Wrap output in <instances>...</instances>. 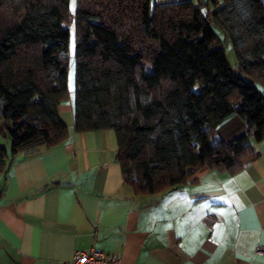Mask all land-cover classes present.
I'll list each match as a JSON object with an SVG mask.
<instances>
[{"label":"trees","instance_id":"obj_1","mask_svg":"<svg viewBox=\"0 0 264 264\" xmlns=\"http://www.w3.org/2000/svg\"><path fill=\"white\" fill-rule=\"evenodd\" d=\"M151 1L76 0L71 15L69 0H0V130L12 152L67 137L58 108L69 98L73 21V129L114 130L135 194L163 192L203 166L235 172L256 156L264 0ZM212 25L229 38L237 70ZM233 115L247 131L223 140L217 128Z\"/></svg>","mask_w":264,"mask_h":264},{"label":"crops","instance_id":"obj_2","mask_svg":"<svg viewBox=\"0 0 264 264\" xmlns=\"http://www.w3.org/2000/svg\"><path fill=\"white\" fill-rule=\"evenodd\" d=\"M183 1L196 0L151 2ZM72 104L69 92L61 142L12 152L0 130V264H72L92 247L116 264H264V141L251 142L256 156L235 172L203 166L163 192L135 194L114 130L74 131ZM246 131L233 115L216 132L229 140Z\"/></svg>","mask_w":264,"mask_h":264},{"label":"rangeland","instance_id":"obj_3","mask_svg":"<svg viewBox=\"0 0 264 264\" xmlns=\"http://www.w3.org/2000/svg\"><path fill=\"white\" fill-rule=\"evenodd\" d=\"M76 8V0H69V12L70 14H74ZM210 10H213L212 5H210ZM65 25L68 27L69 30V40H68V82L70 86H73V90L70 91V95L74 96V79H75V66H74V50H75V28H74V23L73 21L65 23ZM212 28L214 32L216 33L217 37L221 40V44L224 48L225 56L228 61V63L235 68L236 64V58L235 54L232 49L231 42L228 37L224 35V33L217 28L216 26L212 25ZM236 69V68H235ZM237 70V69H236ZM244 77L247 78L246 75H243ZM257 88L260 90L262 94H264V88H262L261 85L256 84Z\"/></svg>","mask_w":264,"mask_h":264},{"label":"built area","instance_id":"obj_4","mask_svg":"<svg viewBox=\"0 0 264 264\" xmlns=\"http://www.w3.org/2000/svg\"><path fill=\"white\" fill-rule=\"evenodd\" d=\"M256 253L264 255V245H259ZM117 261L116 255L105 253L93 247L87 250H77L72 257V264H116Z\"/></svg>","mask_w":264,"mask_h":264},{"label":"water","instance_id":"obj_5","mask_svg":"<svg viewBox=\"0 0 264 264\" xmlns=\"http://www.w3.org/2000/svg\"><path fill=\"white\" fill-rule=\"evenodd\" d=\"M201 11L204 13V15L206 14V13H205V7H202V8H201Z\"/></svg>","mask_w":264,"mask_h":264},{"label":"snow or ice","instance_id":"obj_6","mask_svg":"<svg viewBox=\"0 0 264 264\" xmlns=\"http://www.w3.org/2000/svg\"><path fill=\"white\" fill-rule=\"evenodd\" d=\"M219 227V226H218Z\"/></svg>","mask_w":264,"mask_h":264}]
</instances>
